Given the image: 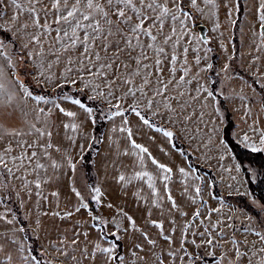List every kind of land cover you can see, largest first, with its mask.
<instances>
[{"label":"snow or ice","instance_id":"1","mask_svg":"<svg viewBox=\"0 0 264 264\" xmlns=\"http://www.w3.org/2000/svg\"><path fill=\"white\" fill-rule=\"evenodd\" d=\"M35 3L36 0H31L32 6H27L21 3V0H8V4L0 0V17L6 14L9 5L13 9H23L33 15V24L38 29L35 34L26 33L29 39L27 41L21 39L19 48L16 47L15 33H10L13 37L11 39H0V130L4 135L16 138L18 149L14 154L11 141L0 149V204L5 205L4 211L0 212V219L8 223L15 222V216L12 220H8L7 213L12 209L6 206L13 193L20 199L21 207L25 205L21 192L26 193L29 199L34 193L38 202L47 200L44 186L59 180L61 175L67 176L69 171L72 175L68 180L76 203L71 210H61L57 200L56 210L52 211L51 215L64 221L71 219L73 215H78L80 210L84 209L88 219L72 220L70 228L63 230L59 226L55 227L57 238L49 239L47 245H41L39 253V256L46 257V249L54 248L55 254L52 259L41 260L33 254L30 246H26L14 235L8 237L5 232V237L16 245L15 251L18 255L14 257L12 251H6V245L0 243V253H2L0 264H16L17 260L19 264H57L58 261L59 264H208L205 257H212L215 264H264V197L257 198L250 190L252 182L264 183V161L259 163L250 161L247 167L242 163L235 165L236 175L231 177L228 188L234 189L237 196L248 197L245 207L228 204L226 197H218L214 192L211 196L218 202L215 207L211 206L202 195L206 178L201 177L198 170L192 169L190 162L187 165H177L176 172L183 178L181 195L191 204L197 205L189 214L185 211L187 204L178 202L173 195L170 183L174 175L172 164L161 162L152 155L145 144L138 143L133 138L136 133L129 120L130 114H134L140 124L162 134L171 149L183 156L184 149L178 148L175 143L177 133L174 129L180 123L189 124L193 118L202 120L205 115L200 111L197 117L194 111H189L187 102H180L184 95L183 85L190 83L185 80V75L179 76V82L174 86L175 90L169 89V85L176 79L177 71L176 48L180 37L176 33V22L179 21L182 32L191 36L187 22L192 14L184 7L183 0H52V9L55 10L54 21L49 22L47 16L51 10L45 8L43 24L40 23L39 10L34 6ZM190 3L192 8L205 15L210 14L211 10L217 7L215 0H204V5L208 8V12H205V8L201 7L197 0H190ZM239 6L240 0H236L237 11ZM231 12L232 10L229 9V16ZM256 12L260 22L259 38L261 44H264V0H259ZM17 15L14 11L12 19L16 20ZM169 19L172 21L171 31L165 34L164 25ZM27 26L25 23L21 28ZM0 27L9 31L11 25L5 23ZM53 31L55 44L59 50L68 52L81 49L75 60L71 56L67 58V66L64 69L65 73L70 74L72 66L75 65V77L62 74L59 83H56L57 78L50 71L51 61L45 68V48L41 40V35L48 36ZM173 36H177L172 43L173 75L162 79L160 54L165 52V48L160 45L172 41ZM141 37L147 38L148 43L145 44ZM160 37L163 38L162 42ZM209 39L206 36L200 37L205 45ZM30 44L33 47H30ZM110 48L113 49L111 56H101V51L107 53ZM135 48L141 50L134 57L137 68L134 72L121 75L120 65L117 63L120 55ZM148 48L157 54L155 60L157 76L154 85L149 78L152 73L147 71L151 65L142 63L149 59L145 55ZM187 50L185 45V54ZM208 51L211 49L205 47V57ZM54 59L59 62V56H54ZM129 59L133 57L129 56ZM200 59L201 57L197 55V64ZM124 67H129L127 62ZM228 67V64L224 65L225 70ZM141 68L146 72L141 84L137 86L134 84V77ZM204 68L211 69L212 64L206 63ZM188 70L187 67L181 69L185 74ZM21 71L26 76H31L37 88L54 85L53 92L35 91L21 77ZM119 80H123L128 87L121 92L120 97H116L114 86ZM77 84H79L78 88ZM67 85H71L84 95L55 94L57 91L62 93ZM105 89H107L106 93ZM196 91L198 94L206 93L205 104L208 98L214 95L206 84H198ZM137 93L139 99H133L125 109L121 100L128 96L136 97ZM220 94L223 95L222 92ZM101 98L116 100L115 110L109 101L110 106L99 115L104 119L121 116L119 131L126 136L130 146L125 147L121 152L117 143L113 158L111 161L105 159L103 168L106 173L109 166L116 171L117 174L111 179L121 188H125L133 180L146 178L148 191L145 192L143 188L138 187L134 194L137 204L143 205L144 215L141 223L137 222V217L125 211V206L113 204L111 200H107L105 204L108 190L103 188L104 182L99 176L92 183L84 182L83 189L87 192V198L76 184L77 167L83 164L86 149L82 142L79 146V158L73 156L72 148L75 147L76 132L80 125L75 122L77 112L65 107L64 104L71 103L82 109L95 123L97 110L91 105ZM173 100L177 101L175 105ZM29 101L32 102L31 107ZM214 103L218 105V102ZM54 111L72 118L63 122L64 134L71 141L70 147H62L52 141V122L49 118ZM215 111L219 112L218 106L215 107ZM29 116L32 119H28ZM42 117L43 122H41ZM69 130L72 135H69ZM116 130L117 126L113 124L112 131ZM196 131L199 132L200 129L197 128ZM212 131L215 133L216 129L213 128ZM4 135H0V141L4 140ZM27 137H32L31 143ZM103 139L104 137L97 139L95 135L89 137L87 151H91L93 144H99ZM241 142L253 153L264 152V130H261L256 141L247 133L243 134ZM218 147L221 150V159L229 155L227 143L223 138H220ZM161 151H164L162 146ZM122 154L134 155L138 158L134 161L131 172L126 171L128 165L122 160L117 162ZM99 155L97 149L94 156ZM148 160L155 166V173L147 170ZM96 164V159H93L94 170ZM232 170L230 166L229 173ZM241 171L244 173L243 176L240 175ZM13 181L20 182L19 189ZM211 183L214 185L215 181ZM51 194L57 197L59 195L58 192ZM229 194L231 195V191ZM166 203L169 205L167 209L164 207ZM103 206L113 209L114 215L109 218L100 213V208ZM154 208L159 209L157 218H153ZM248 208H252L255 214L249 212ZM125 220L127 225L124 223ZM36 226L40 228L39 220L36 221ZM109 226H111L110 232L107 231ZM153 228L156 229L155 234L151 231ZM91 229L96 230L93 238H90ZM15 231L23 232L24 229L20 227ZM121 233L133 236L130 245L126 244L124 250H121L120 241L124 239ZM135 233H139V237H135Z\"/></svg>","mask_w":264,"mask_h":264},{"label":"rangeland","instance_id":"2","mask_svg":"<svg viewBox=\"0 0 264 264\" xmlns=\"http://www.w3.org/2000/svg\"><path fill=\"white\" fill-rule=\"evenodd\" d=\"M217 7L211 10V13L208 15L202 14L200 11L191 7L190 0H183L184 7L191 12V19L187 22L188 32L191 33L189 36L187 33L182 32L180 28L179 21L176 22V33L180 37L179 45L176 48L177 52V63H176V73L172 84L169 85L170 91L175 90L174 86L179 82V76L185 75V80L190 81V83H185L183 85L184 95L182 97L181 103L187 102L189 106V111H194L198 117L199 112L203 111L205 113L202 120L193 118L192 121L185 125L180 123L176 126L178 132L176 138L186 145V148L192 153L194 162L203 166L204 168L210 169L217 180V188L223 196H237L234 189L229 190L228 184L231 180V177L236 175L235 165L237 162L232 156L231 152L228 149L229 155L224 156L221 159V150L218 145L220 144V138H222L223 127L225 125V111L220 108V100L226 106V109L230 112L231 118L233 120V129L232 135L234 139L245 148L244 144L241 142L243 134L247 135L254 141L258 140L261 130H264V107H263V95H264V44H261L259 38V21L257 18L256 9L258 7L259 0H240L241 10L239 6V11L236 8V0H215ZM5 4H8V0H4ZM21 3L32 6L31 0H21ZM197 3L201 7L205 8V12H208V8L204 5V0H197ZM39 10L40 23L43 24L45 20L44 9L47 8L51 10L48 14L47 19L49 22L54 21L55 10L52 9V0H36L34 5ZM229 9L232 10L231 16H229ZM16 12L17 19L13 20V12ZM33 15L23 9H13L10 5L7 9L6 14L3 17H0V26L5 23L11 25V28L8 32L15 33L16 47L19 48L21 39L27 41L29 37L26 33L35 34L38 29L33 24ZM235 22V23H233ZM27 23L26 28H21L23 24ZM202 23L207 27V35L211 39V43L205 45L201 40L196 29V25ZM54 26V24H53ZM172 27V21L169 19L165 22L163 32L169 34ZM1 30H4L3 27H0ZM5 31V30H4ZM254 32L256 33L254 35ZM177 36H173L172 41H169L167 44L161 43L160 46L165 48V52L160 54L161 64L160 68L162 69L161 78H169L173 75L171 72V54H172V43L177 39ZM162 37L160 40L162 42ZM41 40L44 42V61L45 68H47V63L52 62V67L50 71L56 77V83H59V77L64 75H70L72 78L76 75V66H72V72L65 73L64 69L67 66V58L69 56L75 57L81 51L80 48H77L75 51L64 52L59 50L58 46L55 44V32H51L48 36L41 35ZM141 40L147 44V38L141 37ZM99 43V41L97 42ZM187 45V53L185 54L184 48ZM259 45V47H258ZM30 47L33 45L30 44ZM123 48V44H121ZM205 47L211 49L207 52L205 57ZM198 49V50H197ZM38 50V49H37ZM139 48L134 50H128L123 52L120 55L119 61L117 63L120 65L119 71L121 75H124L128 72H134L137 68V62L134 57L140 52ZM113 54V49L110 48L107 53L101 51V56ZM145 55L149 57L148 60L142 61V63L150 64L151 67L147 69L152 73V76L149 77L153 85L157 76L155 60L157 59V54L151 49L148 48L145 52ZM201 57L199 64L196 62V56ZM54 56H59V62L57 63L54 59ZM129 56H132L133 59H129ZM255 57V59H253ZM213 58V62H212ZM186 60V63H185ZM125 62L129 65L128 68L124 67ZM206 63H211V69H205L204 65ZM228 64V69L225 70L224 65ZM183 67H187L189 70L185 74L181 71ZM146 70L141 68L140 72L134 77V84L139 86L142 82V78L145 76ZM241 72L242 76H237L235 73ZM33 75V73H32ZM24 77L30 79V82L35 84L32 81L31 76ZM216 78V81H215ZM213 82L216 83V89L213 97L208 98L207 104L204 103V97L206 93L198 94L196 89L198 84H206L208 89L211 90V85ZM96 83H101V81H96ZM71 86V85H70ZM79 86V84H77ZM76 86V87H77ZM152 85H149L151 87ZM72 87V86H71ZM128 85L124 84L123 80L117 81L116 86H114V93L116 97H120L121 92L125 91ZM54 85H50L45 90L53 92ZM107 89H105L106 93ZM223 93L221 95L220 93ZM150 95V93H149ZM103 99V98H102ZM133 99H139V93L136 97L128 96L126 99L121 100L123 106H126L125 109L133 102ZM102 102H111V106L116 105V100L112 98L104 99ZM214 102H218V105ZM177 103L176 100H173V104ZM104 107H106L103 104ZM219 107V112L215 111V107ZM108 108V107H106ZM54 115H57V118L60 116L58 111H54ZM52 117V116H51ZM58 123V122H57ZM60 127L57 124V127L52 130L54 139L56 143L64 145L60 139L62 138V132ZM148 128L147 126H144ZM199 128L200 131L197 132L196 129ZM215 128V133L212 129ZM139 134L138 143L145 144L146 147L150 150L153 156L161 160V162H169L172 164L174 169L173 179L171 180V188L173 195L176 196L178 202L182 204H187L185 211L189 214L195 209L197 205H193L186 200L185 197L181 195L183 188V178L180 177L178 172H176L177 165H187L188 161L185 156L181 155L179 152L175 151L178 158L173 154V150L170 145L164 139L163 135L156 132L149 134L145 132L144 134ZM154 131V130H153ZM0 135H4L2 130H0ZM6 136V137H5ZM83 134L76 136V142L74 151H72L75 158H79V146L83 141ZM211 138V139H210ZM11 141L14 148V154L18 149L16 148V138L12 136L4 135V140L0 141L1 145H5ZM71 144V141H70ZM66 146V145H65ZM161 146L164 151H161ZM248 149V148H246ZM87 150V148H86ZM251 150V149H250ZM264 153V152H263ZM113 156V155H112ZM180 158V161H179ZM104 159V156L100 158V161ZM120 159V157H119ZM119 163V160L117 161ZM249 163L245 164L247 167ZM232 166V172L229 173L228 169ZM99 169L101 171L100 178L102 179L103 188L108 190L107 197H112L118 205L125 206V211H129L135 217H137V222L141 223L142 217L144 215L143 205H138L135 199V192L138 187L143 188L145 192L148 191V186L146 178L143 180H133L131 184L121 188V186L111 179L112 176L116 175V171L111 167L108 168L107 173L103 170V167L100 165ZM193 169V168H192ZM113 170V171H112ZM133 170V168H132ZM136 170H141L136 168ZM147 170L153 171L155 173V166L151 164V161H147ZM115 171V172H114ZM72 173L69 171L68 177ZM201 177L206 178V183L204 191L202 193L205 200L208 203L215 207L217 200L213 199L211 193H213V186L209 176L200 172ZM241 176L244 175L243 171L240 173ZM65 175H61L59 180H55L46 184V189L50 192L46 194L48 197L47 200L37 201V197L33 193L31 199L28 198L27 194L24 195L23 200L25 201L24 207L20 205V199L12 194L10 201L16 204V207L19 210L20 216L27 221L28 228L33 237L37 240V249L41 251V245H47L49 239H56L55 227L59 226L61 230L65 228H70L72 220H87L85 219L84 213H87L84 209L80 210L78 215H73L71 219L61 221L59 217L54 218L51 214L52 211L56 210L57 200L59 202V209L61 210H70L72 206L76 203L75 196L71 191V184L68 180L64 182ZM96 178V174H95ZM190 179V178H189ZM87 181V176L81 165H78L76 172V184L77 187L81 188V191L84 192L85 197L87 198V192L83 189L84 182ZM88 182V181H87ZM255 182V181H254ZM89 183V182H88ZM159 186V181H157ZM231 191V195L229 194ZM243 189H241V192ZM58 192L59 195L54 196L51 193ZM7 195V193H5ZM248 200V197H245ZM8 200V201H9ZM228 203V202H226ZM39 204V206H37ZM231 204V203H228ZM233 206H237L231 204ZM7 208L11 209L10 206L6 205ZM51 206V207H50ZM168 204H165V209L168 208ZM5 208L4 204H0V212H3ZM70 208V209H69ZM50 209V214H45L43 211ZM249 212L255 214L252 208L247 209ZM153 218L159 216V209L154 208ZM8 220H12V212L7 213ZM87 215V214H85ZM114 215L109 214V218ZM39 220L40 228H37L36 221ZM165 227L167 228V217L165 216ZM127 225V221H124ZM20 226L15 219L14 223H8L3 219H0V243L6 245V251L11 250L14 257H17L15 251L16 245L12 244L11 241L5 237L4 233L7 232L8 237L15 236L18 240L23 241V243L28 246V243L23 235V232L15 231L19 229ZM90 238L95 237L96 230L91 229ZM107 231H111V226L108 227ZM153 234H155L156 229H151ZM124 237L121 240L122 250L124 246L130 245L133 236L125 235L121 233ZM135 237H139V233L134 234ZM83 239V237L81 238ZM47 256L45 258L52 259L55 254V249H46ZM2 255V253H0ZM208 261V264H215L212 257H205ZM16 264H19V261H16ZM59 264V261L57 262Z\"/></svg>","mask_w":264,"mask_h":264},{"label":"trees","instance_id":"3","mask_svg":"<svg viewBox=\"0 0 264 264\" xmlns=\"http://www.w3.org/2000/svg\"><path fill=\"white\" fill-rule=\"evenodd\" d=\"M241 2H240V10H241ZM13 38L8 32L1 30L0 29V39L8 40ZM213 62V58H212ZM25 74L23 71L20 72V75L23 79H25L26 83H29L30 87H32L35 91L37 92H42V93H52L49 90H45L43 88H37L35 84L30 82V79L26 78L23 76ZM237 76H242L241 72L235 73ZM245 76V75H244ZM246 77V76H245ZM216 81V78H215ZM216 89V83L213 82L211 85V90L215 92ZM75 94L77 96H82L84 95L83 93H79L76 91L75 88L71 87L70 85H67L63 88L62 93L60 91H57L55 94ZM220 102V108L225 111V125L223 127V132H222V138L223 140L227 143L228 149L231 152L232 156L234 157L235 161L237 163H242L244 166L246 163H249L250 161L259 163L260 161H264V153L259 152V153H253L250 149H246L243 146H241L233 137L232 135V129H233V120L231 118L230 112L226 109L225 104L223 103L222 100ZM96 110H97V116L95 123L93 124V129H92V135H95L97 139L102 137L103 130L105 127V119L99 115L100 112L105 111L107 108L103 106V104L97 100L92 103V105ZM263 107H264V95H263ZM115 110V108H113ZM175 143L178 148H183L184 149V156L187 159L188 163L190 162L191 167L194 170H198V172H204L206 173L211 182L215 181V184L213 186V192L216 194V196H223L220 192L219 189L217 188V180L215 179L212 171L210 169L204 168L203 166L199 165L198 163L194 162L193 155L192 153L186 148V145L179 141L177 138L175 140ZM100 144V143H99ZM99 144H93L91 151H85L84 153V161L83 164H81L83 170L86 173L87 176V181L89 183H92L96 178H95V172L92 167V160L94 159V153L96 150L99 148ZM250 190L251 192L257 197L261 198L264 197V183L260 182H252L250 185ZM226 197V202L245 207L248 203V200L245 197H236V196H223ZM6 205L10 206L12 209V214L13 216L16 217V221L18 222L20 227H23V235L28 243V246H30L33 250V254L37 255L41 260L45 259V257L39 256V251L37 249V240L35 237H33L30 233V230L28 228L27 221L24 220L19 213L18 208L16 207V204L12 201H7ZM100 214V213H97ZM121 244V242H120ZM121 250H122V245H121Z\"/></svg>","mask_w":264,"mask_h":264},{"label":"crops","instance_id":"4","mask_svg":"<svg viewBox=\"0 0 264 264\" xmlns=\"http://www.w3.org/2000/svg\"><path fill=\"white\" fill-rule=\"evenodd\" d=\"M25 59H27V57H25ZM9 71H11V69H9ZM33 75H35V73H33ZM78 87L79 86H77V88ZM101 100H102V102L105 101L102 98H101ZM103 104L106 107L110 106L109 103H107V102H104ZM31 105H32V102L29 101V107H31ZM64 106L67 107V108H71L73 111L77 112V116L75 117V122L78 123L80 125V127L77 130V132H76V136H79L80 134H83L82 138H83L85 149H86L88 147V139H89V137L92 136V129H93V124H94L93 121L90 118H88L87 114L82 109L77 108L76 106L72 105L71 103H67L66 102L64 104ZM124 107L126 108V106H124ZM113 108H115V106H113ZM28 119H32V117L29 116ZM49 119L52 122V130H54L57 127V124H58V126L60 127L59 129L61 131H63L62 132V138L60 139V141H62V143L64 145H61V144L60 145L62 147H70L71 146L70 140L67 139V137L64 134L65 130L63 128V122L68 121V120H70L72 118H69V117H67V116H65L64 114H61V113H60V116L57 118V115H54V112H53L52 117H50ZM129 120L131 121V126H132V128L134 129V131L136 133L133 138L136 139L137 142H140L138 135L139 134H143L144 125L139 123L137 117L134 114H130L129 115ZM41 122H43V117H42V121ZM120 123H121V116H119V115H117L116 117L110 118V119H105V127H104L103 134H102V137H104V139H103V141L100 142L99 148H98L99 152H100V155L99 156H94V159H96V161H97V164H96L95 170H94V172L96 174V177L97 176H99V177L101 176V171L99 169V166L101 165L103 167V163H104L105 159L111 161V159L113 158L112 155L116 151L117 143L119 144V148H120L121 152H123V149L125 147H130L129 144H128V141L126 139V136L119 131ZM113 124H115L117 126V130L116 131H112ZM174 130L176 132H178L176 129H174ZM145 132L149 133L150 135L153 134V133H156L155 131L150 130L149 128H145L144 134H145ZM69 135H72L71 130H69ZM7 136H10V135H7ZM177 136H179V135H177ZM110 137H111V139H110ZM27 139H28L29 143H31L32 137H27ZM52 141H53L54 144H56L54 136L52 137ZM4 147H5V145H1L0 144V149H3ZM74 150L75 149L72 148V151H74ZM53 154L56 155V156L59 155V153H53ZM173 154L175 155L176 158L179 157V156H177L175 151H173ZM102 156H104V159L102 161H100V158ZM136 159H138V158L135 157L134 155H123L122 154L120 156L119 161L122 160L124 162V164L128 165V168L126 169V171L131 172L132 168H133L132 167L133 163H134V161ZM179 161H180V158H179ZM109 167L111 169V166H109ZM103 170H104V168H103ZM68 174H69V172L67 173V176L64 177V182H66ZM13 183H15L17 185V189H19L20 182L19 181H13ZM46 186L47 185L44 186V195L45 196H46V194L48 192H50L48 189H46ZM24 195H26V193L21 192V197L22 198H24ZM107 200H111L113 202V204H117V202L114 201L112 197H106L105 204L107 203ZM43 212L45 214H50L51 210L50 209H47V210L45 209ZM113 212H114L113 209H110V208H108L106 206H103V207L100 208V213H103L107 217H109V214H112ZM85 214H87V213L83 214L85 216V219H88V214L87 215H85Z\"/></svg>","mask_w":264,"mask_h":264},{"label":"water","instance_id":"5","mask_svg":"<svg viewBox=\"0 0 264 264\" xmlns=\"http://www.w3.org/2000/svg\"><path fill=\"white\" fill-rule=\"evenodd\" d=\"M196 29L198 30V33H199V36H200V37H201V36L209 37V36L207 35V27H206L204 24H202V23H198V24L196 25ZM209 38H210V37H209ZM210 43H211V39L208 40L207 44H210Z\"/></svg>","mask_w":264,"mask_h":264}]
</instances>
